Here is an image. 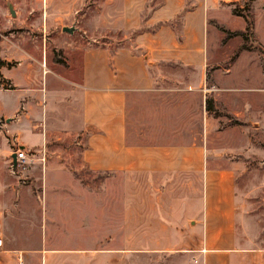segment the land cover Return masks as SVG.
Wrapping results in <instances>:
<instances>
[{"label":"crops","instance_id":"obj_1","mask_svg":"<svg viewBox=\"0 0 264 264\" xmlns=\"http://www.w3.org/2000/svg\"><path fill=\"white\" fill-rule=\"evenodd\" d=\"M120 1L114 22L125 40L116 48L86 43L77 49L79 58L58 61L41 45L14 42L15 63L2 58L0 80L10 86L0 88V264L27 251L11 245L2 224L15 219L20 197L33 204L34 191L50 224L75 222L81 231L91 222L100 244L125 240L119 247L54 251L112 254L111 263L127 262L122 255L132 250L142 260L168 255L183 264H264L260 236L249 232L245 244L237 229L236 166L207 147L217 124L215 108L205 103L209 22L224 6L235 9L219 0H159L153 7L151 0ZM251 2L253 10H264V0ZM140 10L153 11L146 26L128 36L141 25ZM39 14L46 20L48 7ZM165 64L180 70H161ZM213 86L211 95L223 89ZM4 130L35 155L28 192L9 173ZM80 165L104 175L103 182H84ZM18 214L31 228V209ZM129 238L136 240L134 249Z\"/></svg>","mask_w":264,"mask_h":264},{"label":"rangeland","instance_id":"obj_2","mask_svg":"<svg viewBox=\"0 0 264 264\" xmlns=\"http://www.w3.org/2000/svg\"><path fill=\"white\" fill-rule=\"evenodd\" d=\"M158 1L151 0L148 5L153 7ZM219 1V6L227 5L235 10H227L224 6L216 12L215 17L219 22L215 19L209 22L205 47V74L209 92L206 99H209L215 108L213 116L216 117L217 124L209 129L207 147L223 153L225 161L236 166L237 229L244 237L245 244L246 237L251 232L260 236L256 241L264 247V10H253V0ZM120 3V0H0V60L3 63V57L9 62L11 60L9 66L15 63L12 52L14 42L25 48L41 45L42 51L54 56L58 61L65 55L79 58L77 49L86 43L104 45L111 42L110 48H116L125 40L124 34L117 26L119 23L114 22L118 21ZM9 4L18 14L11 15ZM64 4L71 9L62 10ZM45 6L50 12L46 20L39 14V8ZM152 11L140 10V27H134L127 35L133 36L135 31L143 29L146 26L145 19ZM231 11L235 14L232 15ZM212 15L213 10L210 11V16ZM245 16L253 23V35L248 32L246 39L232 36L224 40L226 33L220 27L230 31L245 29ZM18 19L24 23H18ZM175 22L178 27L181 23L180 15L176 17ZM62 25L74 26L75 30L72 33L62 32ZM160 69L180 70L176 64L161 65ZM0 82L4 83L0 88L10 86L6 79ZM213 85L223 89L211 95ZM4 136L7 140L3 139V136L2 140L8 141V151H11V155L18 146L6 135V130ZM61 148L68 149L64 144ZM9 157L10 175L19 189L28 192L29 166L25 170L13 167ZM79 171L78 176L84 182L99 185L104 180V175L89 171L81 165ZM111 182L119 183V179ZM34 194L37 199H33L32 205L30 201L20 197V202L15 207L17 216L6 225L5 222L2 224V231L10 239L11 245L27 250L12 253L11 258L7 260L9 264H183L180 258L168 255H159L158 259L151 255L143 256L142 260L140 255L136 256L132 250L128 255H122V259L127 262L123 260L117 263L110 262L111 256H114L112 254L93 256L77 254L74 251L51 250L88 249L87 247L95 243L98 249L119 247L124 246L125 240L124 237L117 236L107 240L108 244L104 241L100 244L95 239L99 233L97 230L94 232L95 224L91 222L81 231L76 229L78 224L75 222L50 224L42 218L44 209L40 191H34ZM28 209H31L34 221L31 228L30 223L19 221L18 213ZM131 234L134 233L129 232V235ZM128 244L129 249H134L136 240L129 238ZM186 258L187 255H184L183 261Z\"/></svg>","mask_w":264,"mask_h":264},{"label":"trees","instance_id":"obj_3","mask_svg":"<svg viewBox=\"0 0 264 264\" xmlns=\"http://www.w3.org/2000/svg\"><path fill=\"white\" fill-rule=\"evenodd\" d=\"M233 13L235 14V12H233ZM244 20H245L246 26H245V29H243V30L230 31L228 29H224V28L220 27V29L226 33V37L224 38V40H226L227 38L232 37V36H241L243 39H246L248 32H249V35L252 36L253 35V29H252L253 23L249 19L248 16L247 17L245 16ZM0 64H3L2 60H0ZM205 103H206V109L207 110H214L212 102L209 99H206Z\"/></svg>","mask_w":264,"mask_h":264},{"label":"built area","instance_id":"obj_4","mask_svg":"<svg viewBox=\"0 0 264 264\" xmlns=\"http://www.w3.org/2000/svg\"><path fill=\"white\" fill-rule=\"evenodd\" d=\"M16 155V166L22 169H27V167L34 161V156L32 153L26 152L24 149H17L14 151ZM1 243V239H0Z\"/></svg>","mask_w":264,"mask_h":264},{"label":"water","instance_id":"obj_5","mask_svg":"<svg viewBox=\"0 0 264 264\" xmlns=\"http://www.w3.org/2000/svg\"><path fill=\"white\" fill-rule=\"evenodd\" d=\"M9 11L11 13L12 16H15V10L13 9L12 5L9 4ZM75 30L74 26H62L61 27V31L62 32H68V33H72ZM19 149H24V146H19ZM11 161H12V166L15 167L16 166V155L15 153L11 154Z\"/></svg>","mask_w":264,"mask_h":264}]
</instances>
